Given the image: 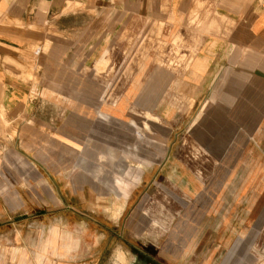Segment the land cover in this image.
<instances>
[{
	"label": "crops",
	"instance_id": "obj_1",
	"mask_svg": "<svg viewBox=\"0 0 264 264\" xmlns=\"http://www.w3.org/2000/svg\"><path fill=\"white\" fill-rule=\"evenodd\" d=\"M112 120L147 122L145 135L168 144L184 136L210 163L166 171L192 200L204 198L169 230L175 262L197 239L219 243L196 264H264V0H0L8 207L46 205L48 178L63 177ZM176 155L166 161L183 160Z\"/></svg>",
	"mask_w": 264,
	"mask_h": 264
},
{
	"label": "rangeland",
	"instance_id": "obj_2",
	"mask_svg": "<svg viewBox=\"0 0 264 264\" xmlns=\"http://www.w3.org/2000/svg\"><path fill=\"white\" fill-rule=\"evenodd\" d=\"M101 124L92 144L63 166V177L48 178L42 208H10L0 194V264H196L206 247L210 254L216 249L219 242L187 240L191 257L177 263L169 255V230L203 194H192V200L178 187L183 178L166 171L210 167L199 159L202 148L184 136L171 144L146 136V129L152 130L147 122ZM175 150L183 160L166 161ZM22 164L17 161L15 167ZM21 195L27 200L29 194ZM32 195L40 200V194ZM206 211L208 218L218 212Z\"/></svg>",
	"mask_w": 264,
	"mask_h": 264
},
{
	"label": "bare ground",
	"instance_id": "obj_3",
	"mask_svg": "<svg viewBox=\"0 0 264 264\" xmlns=\"http://www.w3.org/2000/svg\"><path fill=\"white\" fill-rule=\"evenodd\" d=\"M109 204H110V203H109ZM109 209H110V208H109ZM105 210H106V209H105ZM114 214H115V213H114ZM115 216H116V215H115ZM115 216H114V217H115ZM116 251H117V250H116ZM121 251H122V250H121ZM113 253H114V252H113ZM116 253H117V252H116ZM114 254H115V253H114ZM130 254H131V253H130ZM121 255H122V253H121ZM123 256H124V255H122L121 257H123ZM121 257H120V258H121ZM117 258H118V257H117ZM110 260H112V259L110 258ZM113 260H114V259H113ZM124 260H125V259H124ZM125 261H126V260H125ZM121 262H122V260H121ZM112 263H113V262H112ZM122 263H123V262H122ZM125 263H126V262H125ZM120 264H121V263H120Z\"/></svg>",
	"mask_w": 264,
	"mask_h": 264
}]
</instances>
